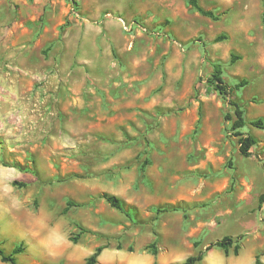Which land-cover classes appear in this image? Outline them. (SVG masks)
Segmentation results:
<instances>
[{"label":"rangeland","instance_id":"rangeland-1","mask_svg":"<svg viewBox=\"0 0 264 264\" xmlns=\"http://www.w3.org/2000/svg\"><path fill=\"white\" fill-rule=\"evenodd\" d=\"M198 1L218 19L187 0H0V247L23 244L17 264L97 247V264H181L238 235L237 256L200 264H264V0ZM212 63L246 82L230 100L248 158Z\"/></svg>","mask_w":264,"mask_h":264},{"label":"trees","instance_id":"trees-1","mask_svg":"<svg viewBox=\"0 0 264 264\" xmlns=\"http://www.w3.org/2000/svg\"><path fill=\"white\" fill-rule=\"evenodd\" d=\"M71 1V0H70ZM74 4V2H72ZM187 4L189 7L197 12L199 15L203 17H207L211 20H217L218 16L215 15L212 11L204 10L200 5L198 0H187ZM223 39H225L224 35H219L214 39V42H220ZM234 59H236L235 56H231L230 62L233 63ZM212 73L210 77L208 78V85L212 90H214L219 96L222 97L223 100H226L228 104L233 107V114H234V121L231 125V129L234 132V136L238 137V153L240 156L244 158H248L252 155V148L256 145L257 141L254 137L250 135L243 134L239 131V129L243 128L246 124L244 120V111L242 108L234 101L230 100V96L233 93L234 90H238L244 85H246L245 81H241L240 83L236 84L234 87H228L224 80H223V70L222 65L220 63H212ZM250 125H252L255 128L264 129L262 121L261 120H255L250 122ZM13 186L23 187V183L19 182H13ZM102 198L105 200L107 204H109L110 207L120 211L124 212V205L123 203L116 197L104 194L102 195ZM264 203V195H260L258 199V205L259 207L262 206ZM74 206L71 202H68L63 210V213H66L69 209V207ZM172 211H176L175 208H172ZM82 233H86L87 231L84 229H80ZM78 236L71 238L70 241L75 243ZM242 235H238L237 237L233 238L230 236H224L218 241H215L213 243L208 244L203 251H200L197 255H193L188 257L184 262L181 264H199L202 259L204 258V255L206 252L211 251L214 248L220 249L223 251L224 255L228 256L230 249H232V254L234 256L238 255V251L240 249L239 242L242 239ZM102 247H97L94 251V253L89 256L84 264H97L98 256L100 255L102 251ZM25 251V247L23 244H19L15 246L12 251L7 254L3 251V249L0 247V261L5 264H17V256L20 255ZM155 254V250H153V255ZM254 264H262V262L259 259V256L257 255L255 257Z\"/></svg>","mask_w":264,"mask_h":264},{"label":"crops","instance_id":"crops-1","mask_svg":"<svg viewBox=\"0 0 264 264\" xmlns=\"http://www.w3.org/2000/svg\"><path fill=\"white\" fill-rule=\"evenodd\" d=\"M48 249H49V251H50V253L52 254V257L54 258V256H56V249H57V247L55 246V245H49L48 246ZM207 256H205L204 258H203V260L206 258ZM202 260V261H203ZM201 261V262H202ZM200 262V263H201ZM199 263V264H200ZM0 264H5V263H2L1 261H0ZM129 264H141L140 262L138 263L137 261H134V260H131V262H129Z\"/></svg>","mask_w":264,"mask_h":264}]
</instances>
